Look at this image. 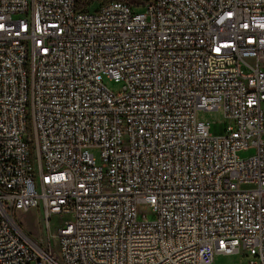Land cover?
<instances>
[{"label": "built area", "instance_id": "obj_1", "mask_svg": "<svg viewBox=\"0 0 264 264\" xmlns=\"http://www.w3.org/2000/svg\"><path fill=\"white\" fill-rule=\"evenodd\" d=\"M136 4L0 0V264H264V0Z\"/></svg>", "mask_w": 264, "mask_h": 264}, {"label": "rangeland", "instance_id": "obj_2", "mask_svg": "<svg viewBox=\"0 0 264 264\" xmlns=\"http://www.w3.org/2000/svg\"><path fill=\"white\" fill-rule=\"evenodd\" d=\"M131 4H133V10L135 12L142 11L143 7L141 5H137L136 2L140 0H125ZM101 0H93L91 4H89L86 8L89 11L95 10L98 6ZM103 84L112 92L116 93L121 90L122 84L121 82H116L113 79H110L106 76L103 77ZM262 107L264 108V103L262 104ZM196 119L201 122H207L209 124V133L212 135H222L226 129V127L229 125L230 121L229 119L225 118L222 114V111L220 109L217 110H203L198 109L196 111ZM90 152L94 156L95 163L97 165H102L99 150L96 148L90 149ZM255 154V148L249 147L247 149L240 150L238 152V156L240 158L246 159L252 155ZM138 213L139 214H146L148 218L151 217V208L147 204H139L138 205ZM51 221H50V227L49 231H56L58 227H60L63 222L67 219V215L65 214H52L51 215ZM15 220L20 224L21 228L26 232L31 234L32 237H36L39 233V227L41 228V232H44V227L42 223V214L41 211L37 212L34 209H29L27 211H17L15 214ZM47 234H44V237H46ZM52 247H53V254L54 257L59 260L58 258V250H57V243L55 240H50ZM234 261L238 262L241 261L244 264H248L251 257L247 256L243 253L235 254L231 257ZM225 257L218 256L216 258V264H219L221 262H225Z\"/></svg>", "mask_w": 264, "mask_h": 264}, {"label": "crops", "instance_id": "obj_3", "mask_svg": "<svg viewBox=\"0 0 264 264\" xmlns=\"http://www.w3.org/2000/svg\"><path fill=\"white\" fill-rule=\"evenodd\" d=\"M235 254H233V255H223V254H217V255H215V257H214V259H213V261H212V263L211 264H216L215 262H216V258L218 257V256H221V257H225V262H221V263H219V264H244L243 262H241V261H238V262H236V261H234L231 257L232 256H234ZM246 255V254H245ZM248 256V255H247ZM248 264H249V262H248Z\"/></svg>", "mask_w": 264, "mask_h": 264}, {"label": "trees", "instance_id": "obj_4", "mask_svg": "<svg viewBox=\"0 0 264 264\" xmlns=\"http://www.w3.org/2000/svg\"><path fill=\"white\" fill-rule=\"evenodd\" d=\"M93 0H76V6L78 9H85ZM103 2L112 1V0H101Z\"/></svg>", "mask_w": 264, "mask_h": 264}]
</instances>
